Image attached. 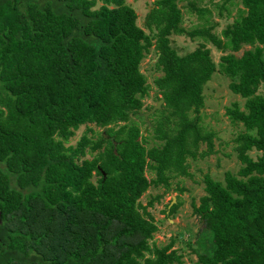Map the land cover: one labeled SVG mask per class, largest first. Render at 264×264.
Instances as JSON below:
<instances>
[{
	"label": "trees",
	"instance_id": "obj_1",
	"mask_svg": "<svg viewBox=\"0 0 264 264\" xmlns=\"http://www.w3.org/2000/svg\"><path fill=\"white\" fill-rule=\"evenodd\" d=\"M199 1L187 6L203 23L187 28L179 0H154L145 22L151 33L125 0H0V264L179 260L168 251L172 241L151 248L158 225L139 197L190 174L189 156L212 151L213 132L203 129L199 110L216 68L244 98L243 107L233 101L225 109L242 126L233 137L240 165L223 180L205 173L200 202L192 201L212 233V250L198 252V262L264 264V93L257 91L264 82V0H238L242 7L220 35L209 23L212 10ZM227 2L237 0H223L218 16L224 9L229 15ZM172 33L203 42L180 54ZM153 36L163 104L151 113L161 118L148 146L139 125L126 121L148 93L140 61ZM206 41L226 51L218 63ZM83 123L103 127L91 158H81L92 142L85 134L66 144ZM201 140L207 145L198 151Z\"/></svg>",
	"mask_w": 264,
	"mask_h": 264
},
{
	"label": "rangeland",
	"instance_id": "obj_2",
	"mask_svg": "<svg viewBox=\"0 0 264 264\" xmlns=\"http://www.w3.org/2000/svg\"><path fill=\"white\" fill-rule=\"evenodd\" d=\"M125 1L134 7L137 13V23L147 32L151 31L150 29H152L151 33L156 32L153 26L149 29L145 24L146 14L153 7L154 0ZM222 2L223 0H200L198 2L199 6H205L212 10L209 23L214 24L212 30L219 35L220 30L233 20L238 8L242 7L238 0L234 5L227 2L226 6L230 10L229 15L226 16L224 9V15L218 16L216 13L217 6ZM179 5L183 12V25L191 28L194 25L203 23L196 10L188 9L187 0H179ZM155 36L152 38L153 44L150 47V51L140 61V69L145 74L146 82L149 85L148 93L143 97V106L137 112L130 113L129 119L126 121L127 123L136 122L139 125L141 135L145 138L144 143L148 146L156 141L153 136V126L157 119L161 118L160 113L154 115H151V113L156 111V109H161L163 104V101H161L159 108L151 110V107L157 103L161 95L154 81L156 77L162 74V71L156 65L158 52L154 46ZM169 38L170 45L180 54L192 50L200 42H203L201 37L191 38L186 34L172 33ZM205 44L209 47L210 55L214 62L218 63L220 55L226 51L216 48L210 41H206ZM247 47L249 45H243L235 53L239 55ZM230 81L231 78L228 75L216 68L203 87L204 104L199 110V115L203 129L213 132L211 137L212 151L205 156H189L187 160L190 174L171 176L168 187L151 185L139 197L140 202L146 205L147 210L153 214L154 220L158 225V229L153 233L152 238L149 239V244L151 248L153 245L160 247L172 241L168 251L174 249L180 255V259L174 260L172 264H199L198 252H210L212 250V233L210 229L203 225L200 216L195 213L192 201L196 205L200 202L199 197L204 193L203 176L205 173L210 174L214 179L223 180L226 170L236 172L240 165V160L237 158V153L234 149L233 137L242 129V126L239 123L232 122L225 113V109L233 101H238L243 107L244 98L229 88ZM257 91L264 93V82L259 85ZM120 124H123V122H120ZM102 133L103 127L94 123H83L74 130L66 144L75 146L81 136L85 134L88 138H91L92 142L86 145V152L81 158H91L98 149L91 147L93 141L97 140ZM157 141L159 142L160 140L157 139ZM206 145V140H201L198 151L205 149ZM250 153L255 157L259 152L251 150ZM147 173L154 175L150 171H147ZM96 177L97 175L95 174L93 178L95 179ZM149 200H152V204H149ZM177 201V208L170 212L171 204Z\"/></svg>",
	"mask_w": 264,
	"mask_h": 264
},
{
	"label": "water",
	"instance_id": "obj_3",
	"mask_svg": "<svg viewBox=\"0 0 264 264\" xmlns=\"http://www.w3.org/2000/svg\"><path fill=\"white\" fill-rule=\"evenodd\" d=\"M161 101H163V98H159L158 101H157V103L151 107V110H153L155 108H159L160 107V104H161Z\"/></svg>",
	"mask_w": 264,
	"mask_h": 264
}]
</instances>
